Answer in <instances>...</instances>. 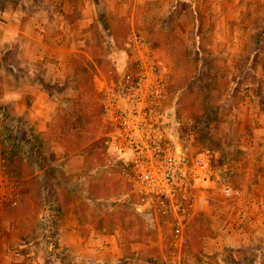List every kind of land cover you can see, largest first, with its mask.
<instances>
[{
    "label": "rangeland",
    "instance_id": "374dc122",
    "mask_svg": "<svg viewBox=\"0 0 264 264\" xmlns=\"http://www.w3.org/2000/svg\"><path fill=\"white\" fill-rule=\"evenodd\" d=\"M0 12V41L20 31L0 42V158L19 180L14 209L0 197V264H123L118 249L132 264L259 260L240 239L255 229L239 222L264 217L246 189L264 183V166L226 119L264 79V0H0ZM8 88L21 95L4 103ZM133 124L209 157L183 201V240L173 208L122 171ZM102 236L114 252L96 248ZM257 238L246 247L263 246Z\"/></svg>",
    "mask_w": 264,
    "mask_h": 264
},
{
    "label": "built area",
    "instance_id": "2783aa9c",
    "mask_svg": "<svg viewBox=\"0 0 264 264\" xmlns=\"http://www.w3.org/2000/svg\"><path fill=\"white\" fill-rule=\"evenodd\" d=\"M139 126L132 125L131 158L122 171L145 198H157L173 208L174 237L183 240L188 223L183 201L188 198L191 180L203 179L209 172V157L203 153L188 157L185 151L172 146L161 135H142ZM18 188L19 180L10 172L6 160L0 158V197L12 209L16 206ZM238 194L229 187L223 189L225 197Z\"/></svg>",
    "mask_w": 264,
    "mask_h": 264
},
{
    "label": "crops",
    "instance_id": "0c3cea01",
    "mask_svg": "<svg viewBox=\"0 0 264 264\" xmlns=\"http://www.w3.org/2000/svg\"><path fill=\"white\" fill-rule=\"evenodd\" d=\"M42 1L56 2L57 0H42ZM0 14H2V16L6 15V13L4 12H0ZM40 15L42 16L44 22L46 21V18L50 19V14L45 13V11H42ZM12 17L14 18V20L15 18L16 20H19L21 17L20 12L18 10L14 11L12 13ZM45 26H46L45 24L42 25V28H40V30H45ZM19 32L20 31L15 27L6 28L4 31L2 40L0 42L1 43L6 42L8 45H11L13 43L12 41H14V39L17 36H19L18 35ZM44 33L49 34L50 32L45 30ZM41 40L44 41L45 39L39 36V38L35 40L36 41L35 43H38ZM46 44H52V41L46 42ZM235 86H236L235 80L232 79L229 83V89L226 94V98L228 99L229 102L232 99V96L236 95L235 94L236 90L234 88ZM248 86H249L248 90H245V92H243L244 94H241V100L239 99L237 100V102L235 101L234 103L232 101L231 103L227 102L228 105L230 106L231 111L229 112L227 116L226 122L231 126V128H232V125L236 124L242 130L244 129L246 131L245 136H243V138L246 139L247 142L244 140H240V143L243 144L245 147L251 148L250 149L251 154H248L247 157H252L251 159H254V160L259 159L260 165L264 166V79L259 81L258 83L257 77L254 76L253 81L249 82ZM4 92H5V95H4L5 102L4 103H8V101L10 102L14 99H18L21 95V93L11 90L10 88H8V90ZM237 98H240V97L237 96ZM43 126H45V124ZM250 139H252V141H250ZM238 142L239 141H237V143ZM260 152H263L262 155ZM255 154H258L256 158H255ZM260 178H264V168H262V173H260ZM246 189H249L248 190L249 192L259 195L256 198V200L252 202V206H256L261 211H263L264 210V200H263L264 183L261 185H255L253 183H250L246 185ZM238 219H239L238 217H235L233 219V222L231 223L235 224ZM239 223H244L245 225H248L249 227H253V229H255L254 234L250 233L247 235L243 233V236H242L243 238H240L242 239V241L240 240L241 245L245 247L249 255L259 257V260L258 259L254 260L253 262H251V264H264L263 260H260V257L264 256V245L257 247L256 244H254V246L251 249L246 247V245H248L247 242L249 241V237H252V238L256 237L255 241H258L257 236H261V241H264L263 240L264 217H261V218L256 217V219L255 217L253 219L251 218L245 219L242 217L241 222ZM103 238L105 239V242H103ZM97 245L98 246L96 248L100 249L101 254H104L110 251L114 252L115 251L114 246L116 247L115 237L114 236L112 237L102 236V239L99 241ZM118 250H119L120 255L124 257L123 264L135 263L136 261L135 259H131L129 257L126 258L122 254V251H123L122 249H118ZM94 264H104V263L98 262ZM108 264H115L114 260L110 261Z\"/></svg>",
    "mask_w": 264,
    "mask_h": 264
}]
</instances>
